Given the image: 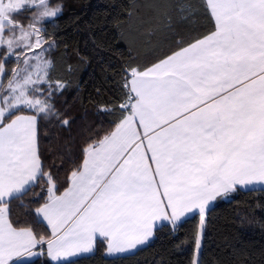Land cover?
Listing matches in <instances>:
<instances>
[{"label": "snow or ice", "instance_id": "obj_1", "mask_svg": "<svg viewBox=\"0 0 264 264\" xmlns=\"http://www.w3.org/2000/svg\"><path fill=\"white\" fill-rule=\"evenodd\" d=\"M142 7L149 35L168 47L122 69L120 103L101 108L109 127L57 164L41 128L70 121L53 103L66 85L51 76L54 42L43 22L62 5L0 0V264H33L45 249L46 264H71L98 239L109 255L130 253L157 221L175 232L193 212L191 264H202L210 202L264 191V0H200L211 23L204 31L191 27L192 0H133L135 12Z\"/></svg>", "mask_w": 264, "mask_h": 264}, {"label": "trees", "instance_id": "obj_2", "mask_svg": "<svg viewBox=\"0 0 264 264\" xmlns=\"http://www.w3.org/2000/svg\"><path fill=\"white\" fill-rule=\"evenodd\" d=\"M133 0H49L50 7L62 5V11L52 21L43 23L46 37L54 42L49 52L53 61L51 76L66 87L53 97L61 119L70 124L62 126L56 118L44 121L41 128V147L48 163H60V156L75 157L85 140L109 127L112 119L102 106L120 103L122 69L128 63H148L159 54L157 46L166 49L163 36H150L153 24L145 8L135 12ZM143 5L145 0H135ZM197 5V15L191 25L206 30V13ZM132 15H129V12ZM30 15V13H25ZM27 22V21H25ZM210 24L211 27V23ZM189 28L180 31L187 35ZM11 68V65H7ZM63 177L64 172H60ZM39 189H37L38 191ZM264 191L242 190L218 197L206 212L202 239V264H264ZM175 232L171 223L154 230L150 242L135 252L108 258L106 246L97 240L90 255L69 260L71 264H191L194 254V232L199 215L177 222ZM43 230V229H42ZM46 253L33 264H46Z\"/></svg>", "mask_w": 264, "mask_h": 264}, {"label": "crops", "instance_id": "obj_3", "mask_svg": "<svg viewBox=\"0 0 264 264\" xmlns=\"http://www.w3.org/2000/svg\"><path fill=\"white\" fill-rule=\"evenodd\" d=\"M199 1H200V0H199ZM206 17H207V16H206ZM198 20H199V16H197L196 20L193 18V20H192V22H191V25L194 24V21H198ZM208 23H210V20H209V18L207 17V18H206V29L210 27V24H208ZM191 27H192V26H191ZM192 28H193V27H192ZM197 30H198V31H204V26H203V14L201 15V26H199ZM255 187H256L257 189H259V188L262 187V186H260V185H256ZM242 190H249V189H242ZM214 202H215V201L210 202V204H209V206H208L206 212H207V211L213 206ZM194 213H195V212L186 214L185 217H182L181 221L184 220V219H187V218L191 217L192 215H194ZM195 214H198V213H195ZM160 222H163V221H157V222H156V227H155V229L159 226ZM178 222H180V221H178ZM155 229H154V230H155ZM152 237H153V236H152ZM152 237L149 239L148 243L150 242V240L152 239ZM148 243H147V244H148ZM147 244H145V245H147ZM145 245L138 246L137 249H139V248H141V247H143V246H145ZM137 249L133 250V251L130 252V253H123V254L109 255V254L106 253V256H107L108 258H113V257L123 256V255L131 254V253L135 252ZM38 250H39V249H37V251H38ZM94 250H95V247H94V249H93L92 252H89V253H81V254H78L77 256H74V257H70V258H68V260H72V259H75V258H77V257H81V256H85V255H90V254H92V253L94 252ZM45 253H46V249H45ZM37 257H39V256L33 257L32 260L36 259ZM48 259H49V258H48Z\"/></svg>", "mask_w": 264, "mask_h": 264}, {"label": "rangeland", "instance_id": "obj_4", "mask_svg": "<svg viewBox=\"0 0 264 264\" xmlns=\"http://www.w3.org/2000/svg\"><path fill=\"white\" fill-rule=\"evenodd\" d=\"M58 15H59V14H58ZM58 15H57V16H58ZM55 18H56V17H55ZM55 18L47 19V20H45L43 23H45V22H49V21H52V20L55 19ZM9 65H11V68L14 67V66H15L14 60H13L11 63H9ZM194 214H195V213H194ZM165 223H170V222H169V221H163V222H160L159 226L162 225V224H165Z\"/></svg>", "mask_w": 264, "mask_h": 264}]
</instances>
